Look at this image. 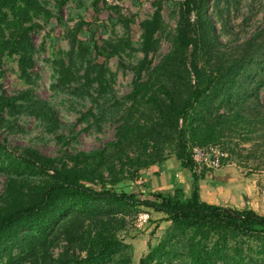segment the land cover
I'll return each mask as SVG.
<instances>
[{"label":"rangeland","instance_id":"374dc122","mask_svg":"<svg viewBox=\"0 0 264 264\" xmlns=\"http://www.w3.org/2000/svg\"><path fill=\"white\" fill-rule=\"evenodd\" d=\"M38 2L43 9L32 12L38 26L29 33L32 82L20 72L19 54L0 44V98L23 95L0 112V143L6 147V157L0 155V218L39 198L51 181L50 171L21 165L28 148L57 166L88 169L98 190L152 199L153 192L179 197V190L190 198L197 188L204 201L248 206L264 215V87L259 100L249 96L245 77L257 71L250 62L233 79L229 72L253 54L248 43L257 34L263 33L257 41L264 47V0H210L205 16L193 12L188 30L194 41L174 64L167 56L183 0ZM1 11L7 19L0 42L13 40L14 15L5 5ZM156 12L161 29L144 59L135 26ZM74 40L82 48L72 47ZM98 50L111 54L101 85L88 68ZM137 76L149 79L156 91L164 85L178 104L193 97L178 128L164 124L146 97L132 94ZM159 95L163 104L170 96ZM180 130L186 155L192 158L195 146L217 147L225 153L224 164L207 168L192 158V170L183 167ZM70 199L63 200L71 205ZM76 202L45 234L22 231L1 242L0 264L10 253L21 264H264L262 232L176 224L149 208L103 199ZM109 241L113 246L104 249ZM88 255L96 258L84 260Z\"/></svg>","mask_w":264,"mask_h":264},{"label":"trees","instance_id":"16d2710c","mask_svg":"<svg viewBox=\"0 0 264 264\" xmlns=\"http://www.w3.org/2000/svg\"><path fill=\"white\" fill-rule=\"evenodd\" d=\"M210 0H183L180 7V15L176 34L172 37L173 49L170 55L167 56V61L176 63L185 55L188 47L193 43L194 37L190 35L189 17L195 12L198 17L205 16V12L209 6ZM7 6L13 13L15 21H13L18 32L13 40L6 39L0 42L3 48H9L10 54H19L18 65L21 74L24 78L32 82L31 74L28 72L29 68L34 66L32 53L34 46L30 41L29 33L35 27L36 23H32V12L42 10L38 0H0V34L3 33V22H6V14L3 13L2 6ZM161 15L156 12L150 19L140 21L135 29L140 32L141 52L144 59L147 58L150 51L157 44V33L161 29ZM29 23L30 25H25ZM208 31L213 32V23L206 18L204 22ZM263 33L254 36L248 43L250 48H255L253 54L241 60V63L233 64L229 71L233 79L236 74H242L247 63L254 64L257 71H249L246 75L245 85L248 86L250 81V92L254 100H259V92L264 87V78L261 77L262 70H264V47L258 46L257 38L261 37ZM80 47L81 43L76 40L72 42V47ZM111 54H104L101 50L96 52L95 61L89 63L88 68L90 74H94V80L100 85V81L107 71L103 69L104 63ZM247 60V61H245ZM159 91L154 89L153 83L149 80H142L137 76L134 80V89L132 94L146 97L148 102L155 105L160 113V117L170 128H178L179 121L185 115L187 108L191 105L193 97H189L181 104H178L173 99L167 90L162 85L158 87ZM201 93L202 89H199ZM160 93H166L168 101L164 104L160 97ZM26 95V94H24ZM23 95L17 97L4 96L0 98V112L13 104L14 101L22 98ZM180 151L178 157L181 159V164L185 168L192 170V158L186 155V142L184 131H179ZM5 145L0 143V155H4ZM25 156L20 158L21 165L26 168L35 167L41 170L51 172V181L45 186L40 197L36 200L18 207L11 212L4 214L0 218V243L10 240L12 237H17L20 232H27L33 235L45 234L49 229L58 225L60 218L71 213L73 204L76 200H97L103 199L107 202L118 203L121 205H128L132 207H146L156 213L164 215V220L176 224H188L190 226H209L213 227L220 224V227H231L240 230L242 233H264V215L257 213L250 207L243 209H236L225 207L222 205L211 204L201 199L198 189L194 188L191 197L185 198L182 190L178 191L179 197H173L169 193H151L152 199H144L136 193L116 192L114 190L102 188L96 189L92 183L93 177L91 171L86 168L74 166L67 167L66 165L57 166L53 158L40 153L38 150L28 148L24 151ZM102 158V152L96 154ZM194 176V175H193ZM195 177V176H194ZM71 196V205L64 202V197ZM74 209V208H73ZM2 240V241H1ZM113 246L111 241L103 244L104 249ZM103 249V248H102ZM2 253V248H0ZM96 258V255H88L84 260ZM19 256L9 254L4 264H21ZM80 261L77 262L79 264ZM139 264H144L141 261Z\"/></svg>","mask_w":264,"mask_h":264},{"label":"built area","instance_id":"2783aa9c","mask_svg":"<svg viewBox=\"0 0 264 264\" xmlns=\"http://www.w3.org/2000/svg\"><path fill=\"white\" fill-rule=\"evenodd\" d=\"M224 156L225 153L221 152L217 147L204 149L195 146L192 149V158L198 162L197 164L207 166V168L217 169L222 166L225 159Z\"/></svg>","mask_w":264,"mask_h":264},{"label":"crops","instance_id":"0c3cea01","mask_svg":"<svg viewBox=\"0 0 264 264\" xmlns=\"http://www.w3.org/2000/svg\"><path fill=\"white\" fill-rule=\"evenodd\" d=\"M180 182H182V180H180ZM204 182H207V180H204ZM217 182H218L217 186H220V181H217ZM199 187H202V183L199 184ZM206 201L211 203V204H215V201H213V200L206 199Z\"/></svg>","mask_w":264,"mask_h":264}]
</instances>
